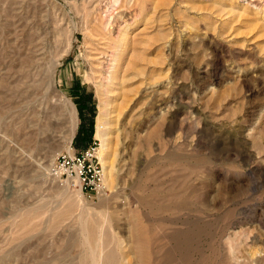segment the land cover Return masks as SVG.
<instances>
[{
	"label": "rangeland",
	"instance_id": "obj_1",
	"mask_svg": "<svg viewBox=\"0 0 264 264\" xmlns=\"http://www.w3.org/2000/svg\"><path fill=\"white\" fill-rule=\"evenodd\" d=\"M44 51L55 89L30 67ZM41 87L74 105L68 145ZM89 145L100 193L51 170ZM90 246L97 264H264V0H0V264H92Z\"/></svg>",
	"mask_w": 264,
	"mask_h": 264
},
{
	"label": "bare ground",
	"instance_id": "obj_2",
	"mask_svg": "<svg viewBox=\"0 0 264 264\" xmlns=\"http://www.w3.org/2000/svg\"><path fill=\"white\" fill-rule=\"evenodd\" d=\"M77 29V28H76ZM48 49H49V47H48ZM49 52V51H48ZM39 59H40V62H36V64H31L30 62V67H33V69L38 73V76H39V79H40V81H42V79L46 76V77H48V78H51V82H52V87L55 89V78L53 77V74H54V71H55V69H56V65H57V63H55L50 57H49V55L44 51V52H41L40 53V56H39ZM29 66V65H28ZM27 67V66H26ZM19 75V74H18ZM52 75V76H51ZM11 76V75H10ZM49 80V79H48ZM44 81H45V79H44ZM50 82V81H49ZM11 83V82H10ZM44 87V86H43ZM51 87V88H52ZM42 88V87H41ZM57 89V88H56ZM48 90V89H47ZM52 92V91H51ZM50 92V93H51ZM48 93V92H47ZM46 92H44L43 91V88H42V90L40 91V95H41V100L43 101V108H44V112L46 113L45 115H44V119H48V111H50V108H54V106H56V107H63V109H64V111L66 112V114H67V118H68V123H69V126H68V130L66 131V134H65V137L67 138V145L70 143V141H71V139H72V134H73V129H74V126H75V109H74V105H73V103L69 100V99H67L63 94H61V93H56V94H52L51 96L50 95H48ZM106 109H105V107H104V105H101L100 106V108H99V113L97 114V119L98 120H96V121H98V123H97V131H96V135H98L100 138H101V141H102V144H104L105 143V140H106V136H107V131L106 130H104V129H101V130H99V127L101 126V119L104 117L103 116V113H104V111H105ZM26 115H28V118H30V120L32 121L31 123H30V125H35V126H38L39 125V122H40V119L38 118V119H35L34 117H29L30 115H33L32 114V112H29V114H26ZM51 116H53V114L51 115ZM66 117V116H65ZM27 118V119H28ZM34 118V119H33ZM44 121H46V120H44ZM50 122V121H49ZM54 136V135H53ZM102 144H101V147H103L102 146ZM101 149H103V148H101ZM105 159V158H104ZM103 158H102V164H103V166H105V169H106V162H105V160H104ZM38 162V161H37ZM36 162V163H37ZM38 164V163H37ZM39 165V164H38ZM39 166H41V165H39ZM38 166V167H39ZM45 167V166H44ZM43 172V171H42ZM38 173V172H37ZM107 170H106V178H108L107 177ZM109 180V179H108ZM93 225V224H92ZM144 225H142V228H144L143 227ZM90 229V228H89ZM94 228H92V230H93ZM99 229V228H98ZM146 229V228H145ZM88 230V229H87ZM144 230V229H143ZM89 231V230H88ZM100 231V230H99ZM98 231V232H99ZM129 231V230H128ZM141 228H135L134 229V231H133V233H132V235L135 237V246H133V252H135V250H137V252L138 251H140L139 250V248L140 247H142V249H143V246L145 245V246H147L148 244H144V243H147L146 241L145 242H143V240H145L143 237H141L142 236V234L140 235V233H141ZM94 232V231H93ZM97 232V233H98ZM148 234V233H147ZM99 235V234H98ZM145 235V234H144ZM143 235V236H144ZM87 237V236H86ZM96 238H98V237H96ZM143 238V239H142ZM148 239V238H147ZM98 241V240H97ZM148 242H149V240H148ZM134 243V242H133ZM87 245H88V242H87ZM97 245H98V243H97ZM116 246V245H115ZM149 246V245H148ZM135 247V248H134ZM142 249H141V251H142ZM88 250V249H87ZM146 250H148V249H146ZM145 251V250H144ZM89 257L91 258V260H93L92 261V264H97L98 262H97V260H96V256H94V249H93V247H89ZM146 252V254H147V251H145ZM148 252H149V250H148ZM146 254H144L143 252H141L140 254H139V260L141 261V264H149V263H151L152 262V259H151V257H150V255H146ZM150 254V253H149ZM108 258L110 259V261H109V264H115L116 263V253H115V250H113V251H110L109 253H108Z\"/></svg>",
	"mask_w": 264,
	"mask_h": 264
},
{
	"label": "built area",
	"instance_id": "obj_3",
	"mask_svg": "<svg viewBox=\"0 0 264 264\" xmlns=\"http://www.w3.org/2000/svg\"><path fill=\"white\" fill-rule=\"evenodd\" d=\"M52 172L75 180L81 190L92 193L102 192V169L97 158L96 146L70 153L59 152L51 167Z\"/></svg>",
	"mask_w": 264,
	"mask_h": 264
},
{
	"label": "trees",
	"instance_id": "obj_4",
	"mask_svg": "<svg viewBox=\"0 0 264 264\" xmlns=\"http://www.w3.org/2000/svg\"><path fill=\"white\" fill-rule=\"evenodd\" d=\"M82 128H84V125L82 126ZM79 127L78 129V133H83V134H86L87 136H90L91 132H92V121L89 122V125L87 126V130H84Z\"/></svg>",
	"mask_w": 264,
	"mask_h": 264
}]
</instances>
